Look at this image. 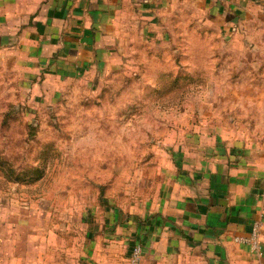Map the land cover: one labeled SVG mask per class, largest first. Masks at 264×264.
Masks as SVG:
<instances>
[{"label":"rangeland","instance_id":"obj_1","mask_svg":"<svg viewBox=\"0 0 264 264\" xmlns=\"http://www.w3.org/2000/svg\"><path fill=\"white\" fill-rule=\"evenodd\" d=\"M110 44L104 64L84 70L0 56L5 264L30 258L34 240L46 244L49 228L56 236L87 209L97 218L102 198L157 187L170 152L264 141V0H216L210 10L171 1L148 23L123 22Z\"/></svg>","mask_w":264,"mask_h":264},{"label":"crops","instance_id":"obj_2","mask_svg":"<svg viewBox=\"0 0 264 264\" xmlns=\"http://www.w3.org/2000/svg\"><path fill=\"white\" fill-rule=\"evenodd\" d=\"M171 1L0 0V56L53 70L102 66L123 22L148 23ZM189 1L210 10L216 0ZM170 155L157 187L149 181L145 190L102 198L97 218L87 209L56 236L49 228L46 244L34 240L21 264H129L138 244L140 264H264V141L216 138L190 156ZM254 226L259 249L236 241Z\"/></svg>","mask_w":264,"mask_h":264},{"label":"built area","instance_id":"obj_3","mask_svg":"<svg viewBox=\"0 0 264 264\" xmlns=\"http://www.w3.org/2000/svg\"><path fill=\"white\" fill-rule=\"evenodd\" d=\"M257 226H254L251 235L249 238H236L237 242L245 243L251 245L253 248H258L257 242ZM141 254H142V247L141 245H135L131 249L130 256H129V264H140L141 261Z\"/></svg>","mask_w":264,"mask_h":264}]
</instances>
